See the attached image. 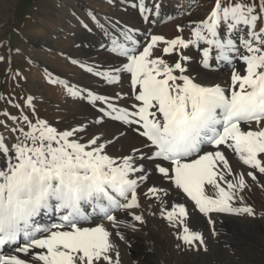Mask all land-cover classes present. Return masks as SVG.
<instances>
[{"label": "snow or ice", "instance_id": "1", "mask_svg": "<svg viewBox=\"0 0 264 264\" xmlns=\"http://www.w3.org/2000/svg\"><path fill=\"white\" fill-rule=\"evenodd\" d=\"M131 6L149 26L143 31L89 11L111 62L72 60L114 89L65 84L68 95L95 110L93 119L57 127L36 114L32 96L31 116L23 108L21 116L5 111L15 126L5 124L14 142L0 133V264H121L112 237L128 243L122 229L146 222L142 198L156 206L148 204L149 214L174 230L178 249L207 251L203 231L189 223V202L212 235L214 216L258 214L243 192L254 184L264 189V0H214L172 37L151 31L159 2ZM225 66L227 80L207 81ZM107 122L133 131L140 145L111 153L125 132L109 138L90 131ZM226 153L246 167L234 168Z\"/></svg>", "mask_w": 264, "mask_h": 264}, {"label": "rangeland", "instance_id": "2", "mask_svg": "<svg viewBox=\"0 0 264 264\" xmlns=\"http://www.w3.org/2000/svg\"><path fill=\"white\" fill-rule=\"evenodd\" d=\"M147 2L151 5L153 0ZM156 2L161 4V16L156 18L151 30L162 28L165 36L172 37L177 34L178 24L203 18L214 0ZM131 4L132 0H0V57H3L0 60V133L14 142V134L5 124L8 128L15 126L10 116H21V108L23 114L32 115L26 104L31 92L36 95V114L50 122L58 118L59 112H49L47 105L55 103L63 107L68 102L65 84L71 85L74 75L83 71L72 63L73 59L84 61L79 48L105 50L100 47L102 42L106 43L104 37L89 11L102 21L104 17L120 21L126 14V17L137 15L142 22L138 10ZM169 16L172 19H168ZM84 24H88V29ZM84 32L91 38L85 37ZM189 34L190 29L185 28V37ZM165 59L172 57L165 56ZM53 80L63 83H53ZM5 111L10 116H5ZM243 196L246 203L257 210L255 217L223 215L229 219L222 223L221 219L213 217L217 221L216 235H212L205 218L202 224L205 229L209 228L205 236L207 251L175 248L169 256L166 247L161 246V252L169 260L152 264H264V216L259 215L264 212V189L254 184ZM248 223L251 230L245 228ZM190 254L197 258L184 262V257ZM142 257L154 259L149 253Z\"/></svg>", "mask_w": 264, "mask_h": 264}, {"label": "bare ground", "instance_id": "3", "mask_svg": "<svg viewBox=\"0 0 264 264\" xmlns=\"http://www.w3.org/2000/svg\"><path fill=\"white\" fill-rule=\"evenodd\" d=\"M126 16L127 15L125 14V17ZM125 17H122L120 19L121 23L139 27L142 31L144 28L149 27L147 24L142 23L137 15L135 16L131 15L126 18ZM151 31L153 33L165 35L164 30L162 28L160 30L157 29ZM83 34L86 35L85 37L91 38L90 36H87L85 32ZM79 49H80L79 52L81 53L82 57H84L85 62L95 61L96 63H107V62H111L113 59L110 53L107 52L106 50H100L91 47H87V48L81 47ZM191 54L193 56L196 55L194 51H192ZM77 75L78 76L74 75L71 85H79L81 87L90 86L94 89L100 90L104 94H111V92L114 90L112 86H108L98 82L96 79L91 77L90 74H86L84 70L81 72V74H77ZM228 78H229V70L226 66L221 67L218 71L207 73L208 82H212V81L222 82L227 80ZM122 88L123 91L125 92L129 91L127 77L124 78V82L122 83ZM31 96L34 98L36 97L34 92H31ZM47 108L49 112L52 111L59 112L60 116L52 122H56V126L60 128L81 121L86 122L87 120L93 119L95 116V110L90 105H88L86 102L82 100L73 98L70 95L68 102H66V104H64L63 107H60L55 103L52 104L49 103L47 105ZM90 131L103 132L109 138H111L113 135L120 136V132L122 131L125 132L124 136H120V138L113 145L110 146L109 151L114 154L119 152L127 153L131 149V147L139 146L141 143L140 137H138L130 129L123 127L118 122H107L103 126L90 128ZM226 154L229 155L230 163L233 164L234 168L239 166L243 170L246 167L239 165V162L231 153H226ZM150 179L159 182L158 176L154 175ZM249 182L251 183L250 179ZM164 186L167 187L169 185L167 184V182H165ZM173 198L175 202H183L182 194L180 196H176L174 194ZM141 202L144 205V208L142 210H144L146 222L142 225L137 222V227H138L137 231H132L131 229H122L128 243H126L123 240H120L115 235V232L112 237L113 241L116 243L120 251L121 264H152L153 262L156 263L158 261H162L164 263L168 262L169 257H166V255H164L163 252H161V246L166 247L165 251L168 253L169 256H172L175 248H177L176 247L177 241L174 238V230L168 225L166 220H164L158 215V213L155 216L149 214V209H148L149 203H153V207L150 209L151 211L157 210L153 201H146L142 198ZM187 206L189 207L190 210V216H189L190 225L198 230L203 231L204 235L207 236L209 228L205 229L204 228L205 224H202L203 223L202 221H205V217L202 214L198 213V211L193 213L190 202L188 203ZM193 216L197 217V221L195 224H193ZM120 218L130 219V217L128 216H121ZM214 218L221 219V221L219 220V222L221 223L225 222L226 219H229L228 217H224L223 215L214 216ZM106 227H109V230H112L111 226L107 223H106ZM245 228L246 229L248 228V230L252 229L249 223L247 224V226H245ZM149 248H151V251L149 250ZM145 253L153 254L154 255L153 261L143 258L142 255ZM191 258L196 259L197 256L191 254L186 255L184 257V262L189 261ZM198 261L200 260L198 259Z\"/></svg>", "mask_w": 264, "mask_h": 264}]
</instances>
